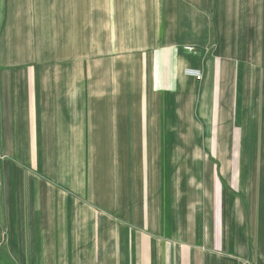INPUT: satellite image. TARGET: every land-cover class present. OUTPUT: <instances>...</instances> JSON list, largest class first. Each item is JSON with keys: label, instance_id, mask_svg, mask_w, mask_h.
<instances>
[{"label": "crops", "instance_id": "obj_1", "mask_svg": "<svg viewBox=\"0 0 264 264\" xmlns=\"http://www.w3.org/2000/svg\"><path fill=\"white\" fill-rule=\"evenodd\" d=\"M109 220L132 264H264V0H0V264L96 225L106 264Z\"/></svg>", "mask_w": 264, "mask_h": 264}, {"label": "rangeland", "instance_id": "obj_2", "mask_svg": "<svg viewBox=\"0 0 264 264\" xmlns=\"http://www.w3.org/2000/svg\"><path fill=\"white\" fill-rule=\"evenodd\" d=\"M188 48H192L193 51H191V52L187 51L186 49H188ZM183 49L185 52H187L189 54H193L195 52V48L192 46H185ZM197 75H200L201 77H196L193 75H191V76L195 77L198 80H202V75L200 73ZM155 155H156V159H157V157H159V155L161 156L162 164H165L163 161L164 155H165V157H167L166 160H168L167 161L168 164H201L199 154L196 155L194 153L172 154V157H170L171 155H169V154L167 155V154H164L162 152L159 154L156 153ZM204 155H206V154H204ZM175 159H176V161H175ZM157 162H158V159H157ZM159 164H160V162H159ZM109 219L114 220L115 218H109ZM216 219L217 218L215 217V220ZM109 222H111V224L113 226L109 225L107 236H106V238H104V239L109 240V242H108L109 247L107 249V254H106L107 255V263L106 264H132L131 261L134 260V258L136 256V251L133 248L134 247V245H133L134 244L133 234L129 235V233L125 232V231H128V229H126V228L123 229L124 232L122 233V235H123V241H122L123 247H122L121 242L118 239H116L117 225L115 226V223L110 221V220H109ZM96 228H97L96 233L93 234V238H95V241L97 240V242H96V244H93L91 264H103V261H105V252H104V255L101 253V249L99 246L100 234H99L98 225H96ZM111 230H113V232H111ZM102 236H103V234H102ZM118 236H119V233H118ZM112 238H113V241H112ZM120 246H121V248H120ZM76 252L78 253V256H80V257L83 256V253L81 255V252H83V250H76ZM220 254L224 255L223 252H221ZM75 259H77L79 262L80 259L83 260V257L82 258L75 257ZM78 264H80V263H78Z\"/></svg>", "mask_w": 264, "mask_h": 264}, {"label": "built area", "instance_id": "obj_3", "mask_svg": "<svg viewBox=\"0 0 264 264\" xmlns=\"http://www.w3.org/2000/svg\"><path fill=\"white\" fill-rule=\"evenodd\" d=\"M186 50L189 51V52L193 51L192 48H188ZM193 75L196 76V77H201L200 75H197V74L196 75L193 74ZM4 244H5L4 240L3 239H0V249L3 248Z\"/></svg>", "mask_w": 264, "mask_h": 264}]
</instances>
